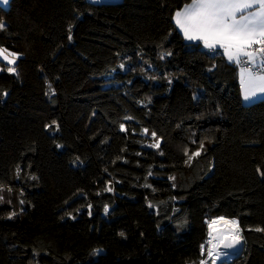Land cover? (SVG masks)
Wrapping results in <instances>:
<instances>
[{"label": "trees", "instance_id": "trees-1", "mask_svg": "<svg viewBox=\"0 0 264 264\" xmlns=\"http://www.w3.org/2000/svg\"><path fill=\"white\" fill-rule=\"evenodd\" d=\"M189 2L0 6V46L21 54L0 72V188L17 175L26 203L0 208V264L197 262L220 216L243 237L222 264H264V98L243 104L240 67L184 39Z\"/></svg>", "mask_w": 264, "mask_h": 264}, {"label": "snow or ice", "instance_id": "snow-or-ice-1", "mask_svg": "<svg viewBox=\"0 0 264 264\" xmlns=\"http://www.w3.org/2000/svg\"><path fill=\"white\" fill-rule=\"evenodd\" d=\"M8 3L9 0H0V4L7 5ZM173 21L185 40L199 41L210 52H219L229 63L240 67V84L244 101H252L258 95H264V0H191L175 12ZM5 27L4 22L0 20V30H4ZM71 38L69 35V40ZM20 55L0 47V60L6 62L7 65L0 67V72L7 71L9 74L18 75L15 65ZM123 67L124 65H121V68ZM48 88L49 92L54 95L55 91L51 84ZM53 125L58 130L59 126L56 121H52V124L46 127L51 128ZM121 130H125L124 125H121ZM143 134H148V129H144ZM151 136L155 138L156 133L152 132ZM57 147L62 146L58 144ZM149 147L159 148V140ZM199 149H204L203 142L200 143ZM185 154L188 155L187 150ZM201 154L200 150L194 151L188 155V159L192 160L193 157H199ZM161 155H163L162 152ZM257 171L260 172V169L257 168ZM19 172L20 168L17 167L18 175ZM260 174L264 176V172ZM31 179H36V177L32 176ZM105 191H112V188H106ZM3 200V196H0V202ZM20 203L23 204L24 201L21 200ZM91 207L92 205L89 204L88 208L91 209ZM149 207L153 206L149 204ZM107 211L108 209L105 208V213ZM15 215L16 213L12 212L9 218ZM68 215L71 216V213ZM206 223L209 239L206 244L201 245V255H205L206 252L207 258L200 260V264H208L209 260L211 264H216L221 257L226 261L229 256L227 250L237 248L243 240L239 221L220 216ZM254 230L264 232V228L260 227ZM120 235L123 236L124 233ZM221 248L225 251H221ZM98 252L99 250L96 254Z\"/></svg>", "mask_w": 264, "mask_h": 264}, {"label": "rangeland", "instance_id": "rangeland-1", "mask_svg": "<svg viewBox=\"0 0 264 264\" xmlns=\"http://www.w3.org/2000/svg\"><path fill=\"white\" fill-rule=\"evenodd\" d=\"M239 83H240V69H239ZM240 89H241V84H240ZM262 98H264V95H258V97L252 101H244L242 92H241V100H242V103L245 105L252 104ZM17 177H18L17 175H14V180L11 185L0 188V196H3L4 198L3 202H0V208H8L12 212H15L16 214L24 216V212L26 209V203L22 195V192L20 190ZM9 189H11V191H9ZM21 200L24 201L23 204L20 203Z\"/></svg>", "mask_w": 264, "mask_h": 264}, {"label": "built area", "instance_id": "built-area-1", "mask_svg": "<svg viewBox=\"0 0 264 264\" xmlns=\"http://www.w3.org/2000/svg\"><path fill=\"white\" fill-rule=\"evenodd\" d=\"M208 239H209V237H208V233H207L206 240L203 243H201V245L202 244H206V241ZM201 245H200V250H199V252H200V259L197 262H188L186 264H200V260L207 258L206 257V252H205V255H203V256L201 255ZM221 251H225V250L221 248ZM227 251H229V256H228L227 260L225 261L223 258H221V259H219V260L216 261V264L229 263V262H231L235 258L234 257V253L235 252H231L230 250H227ZM208 264H211V260L208 261Z\"/></svg>", "mask_w": 264, "mask_h": 264}, {"label": "water", "instance_id": "water-1", "mask_svg": "<svg viewBox=\"0 0 264 264\" xmlns=\"http://www.w3.org/2000/svg\"><path fill=\"white\" fill-rule=\"evenodd\" d=\"M91 3L100 4V5H109V4H120L123 0H88ZM243 247V242H241L239 249L234 253V257L239 255L241 249Z\"/></svg>", "mask_w": 264, "mask_h": 264}, {"label": "crops", "instance_id": "crops-1", "mask_svg": "<svg viewBox=\"0 0 264 264\" xmlns=\"http://www.w3.org/2000/svg\"><path fill=\"white\" fill-rule=\"evenodd\" d=\"M10 1V0H9ZM190 3V2H189ZM9 4V3H8ZM8 4L7 5H4V4H0V6H2V7H7L8 6ZM177 28V27H176ZM177 30L180 32V30L177 28ZM181 33V32H180ZM181 35L183 36V34L181 33ZM186 41H188V40H186ZM188 42H199V41H188ZM1 47V46H0ZM2 63H4V64H6V62H4L3 60H0Z\"/></svg>", "mask_w": 264, "mask_h": 264}, {"label": "bare ground", "instance_id": "bare-ground-1", "mask_svg": "<svg viewBox=\"0 0 264 264\" xmlns=\"http://www.w3.org/2000/svg\"><path fill=\"white\" fill-rule=\"evenodd\" d=\"M239 246H240V245H238L237 248L232 249V250H230V251H231V252H236V251L239 249ZM221 258H223V257H221ZM218 260H219V259H218Z\"/></svg>", "mask_w": 264, "mask_h": 264}, {"label": "clouds", "instance_id": "clouds-1", "mask_svg": "<svg viewBox=\"0 0 264 264\" xmlns=\"http://www.w3.org/2000/svg\"><path fill=\"white\" fill-rule=\"evenodd\" d=\"M208 233V232H207Z\"/></svg>", "mask_w": 264, "mask_h": 264}]
</instances>
